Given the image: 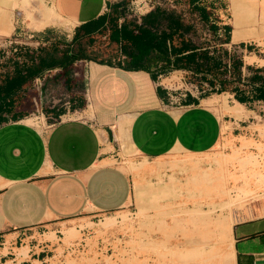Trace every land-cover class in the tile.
<instances>
[{"label":"crops","instance_id":"1","mask_svg":"<svg viewBox=\"0 0 264 264\" xmlns=\"http://www.w3.org/2000/svg\"><path fill=\"white\" fill-rule=\"evenodd\" d=\"M58 3L72 30L106 13L111 4L105 0ZM227 26L229 41L231 26ZM254 57L251 63L264 70L259 62L264 54ZM83 59L40 74V79L49 76V89L51 84L62 89L48 107L41 105L37 120L18 114L23 113L20 107L25 95L13 117L1 115L0 264H49L59 249L58 239L64 237L63 230L73 226L85 234L86 223H95L132 202L135 207L133 179L138 175L119 166L129 143L138 151L133 159L145 158L148 163L174 148L179 154L183 150L202 153L219 140L221 122L229 125L226 133L230 138L264 142L255 127L264 124V100L256 98L261 81L250 82L254 91L224 88L199 98L186 96L169 105L166 92L154 83L159 63L134 70ZM186 72L173 71L181 77ZM213 96L215 107L222 109L224 104L233 106L236 102L242 106V113L235 116L225 111L219 118L201 104ZM235 96L244 101H237ZM74 113L90 117L69 119ZM156 173L166 174L162 166L139 174L150 180ZM80 223L83 228H79ZM230 224L226 240L229 264H264V212L233 219ZM192 252L189 247L174 248L176 256L189 254V261L181 260V264H197ZM145 262L144 254L132 253L131 264Z\"/></svg>","mask_w":264,"mask_h":264},{"label":"rangeland","instance_id":"2","mask_svg":"<svg viewBox=\"0 0 264 264\" xmlns=\"http://www.w3.org/2000/svg\"><path fill=\"white\" fill-rule=\"evenodd\" d=\"M13 1L9 0L7 7L0 6V55H9L10 47L8 45L11 42L33 47L40 42L49 41L51 36H63L68 39L71 37L72 31L75 32V28L72 30V28L66 29L61 26H48L40 31L32 29L30 24L38 26L42 23L39 22L41 18L37 13L42 8L39 1L43 0ZM105 1L114 3L119 0ZM130 1L134 4L138 0H127V7H129ZM160 1L164 5L168 3V0ZM199 1L209 11L208 22L216 25L222 33L220 37L210 36L208 40H199L200 44L202 46L210 45L212 49L216 50L215 53H221V49L226 46L221 48L216 44L219 41H228L223 30V27L228 24L231 26L229 42L235 43V47L231 46L230 49L235 50V58L238 63L236 62L235 66L230 64L228 79L222 77V70L215 72V81L220 83L218 84L219 89L251 90L253 86L250 84L249 78L255 76L257 81H264V70L255 62L246 61L249 58L255 59L254 55L259 58L264 54L262 50L264 47V30L262 31L264 28V0ZM43 2L50 7L54 0H44ZM11 3L12 5H10ZM174 3L175 10L184 13L186 20H194L196 13L191 11L187 0H174ZM65 4L70 11L74 10L68 1H65ZM20 5L24 6L23 9ZM26 12L30 13L29 19L26 17ZM58 12L62 13L60 7ZM185 18L183 19L185 20ZM30 20H34V22ZM236 44H239L240 47H236ZM226 59L227 57H221V66ZM199 77L211 79L207 75H196L192 71H187L183 76V81L197 80ZM163 79H166L167 82L177 79V76L172 74V76ZM59 83L62 81L60 80ZM77 83L80 85L79 82ZM51 85L52 88L49 89V76H47L41 89L40 101L36 97L32 99L31 92L26 94L20 107L23 110L22 114L39 115V111H34L32 100L36 101L37 109L40 103L42 106L48 107L50 97L58 96L62 89L58 85ZM64 91L63 89L62 92ZM215 98V96L205 98L201 104L213 111L219 118L226 110L235 116L242 113V106L236 102L233 106L226 107L224 98V107L222 109L215 107L212 104ZM73 116L79 119L90 117L89 114L80 117L76 113ZM261 122H264L263 117ZM228 127L229 125L221 122V128L225 131L220 134L219 141L222 144L228 142L226 145H217L216 143L210 150L202 153L183 150L179 154L176 151L177 148H174L170 154L157 157L150 163L145 158L139 161L133 159L138 151L132 143H129L122 152L119 166L138 175L133 179L135 207L132 202L114 213L103 216L95 223H86L88 232L85 231V234L79 233L73 226L69 227L68 231L70 230V232L64 233V237L58 239L59 249L55 256L49 260V264H131L133 252L144 254L145 260H147L145 264H181V260L189 261V254L180 253L177 256L174 254V248L177 246L193 249L192 258L196 259L197 264H211V261L212 264H216L214 256L224 253L228 247L227 235L224 238L225 235L219 234L213 223L226 215V209L222 208L225 205V199L230 202L241 196L243 193L241 190L247 189L245 188L247 182H253L252 185L249 183V189L253 191H258L264 182V142L240 136L230 138L226 133ZM255 127L259 130V136L263 137L264 124H256ZM255 143L263 145V147H255ZM238 147H241L238 159L224 164L219 156L220 153L230 155L232 150H238ZM216 158L220 159H218L219 164L216 162ZM161 166L162 173H166L163 176L156 173L154 179L144 180L139 174L143 170L154 172ZM209 169L214 170L210 173ZM258 173L263 176H258ZM211 174H217V176L210 177ZM258 198L261 200H255L250 202L249 206L234 209L231 214L232 220L264 212V197L259 196ZM213 206L215 207L214 211L205 215V211ZM106 217L112 218L111 226L103 228L100 222ZM79 228H83L81 223ZM215 240L217 245H214Z\"/></svg>","mask_w":264,"mask_h":264},{"label":"trees","instance_id":"3","mask_svg":"<svg viewBox=\"0 0 264 264\" xmlns=\"http://www.w3.org/2000/svg\"><path fill=\"white\" fill-rule=\"evenodd\" d=\"M187 3L200 20L208 21L209 11L205 5L199 0H187ZM107 8L106 13L75 27L69 39L51 36L50 41L34 47L17 44L16 51L0 61V118L1 115H15V109L33 79L41 72L53 66H65L77 58L134 70L148 69L159 63L155 73L182 69L209 76L211 84L215 81V72L220 70L221 57L226 58V52L209 55L206 50H198L185 37L193 31V26L182 18L180 12L156 6L143 14L137 24L126 17L127 0L111 3ZM209 27L213 33L217 29L213 23ZM223 30L228 40L229 26L225 25ZM229 61L233 66L238 63L234 55H229ZM256 80L255 76L249 78L251 83ZM257 88L259 93L256 98L264 100L263 80ZM220 90L223 89L217 92ZM234 98L244 101L240 96ZM18 114L21 117L25 115Z\"/></svg>","mask_w":264,"mask_h":264},{"label":"built area","instance_id":"4","mask_svg":"<svg viewBox=\"0 0 264 264\" xmlns=\"http://www.w3.org/2000/svg\"><path fill=\"white\" fill-rule=\"evenodd\" d=\"M129 2L128 12L126 13V17L129 19H133L137 24L140 22V17L145 14L147 11L153 9L154 7H162L165 9H174L175 10V3L174 0H168V3L164 5L160 0H138L136 3ZM182 18H185L184 13H181ZM120 20V19H119ZM186 20V18H185ZM188 21V20H186ZM193 26V31L185 34V37L189 38L191 42L197 46L198 50H206L209 55H215L218 53H215L216 50L212 49V46L210 45H204L202 46L199 42V40H208L210 36L212 37H220L222 33H220V29L217 28L216 31L213 33L209 27L211 24L210 22L202 21L200 20L197 15H195L194 20L188 21ZM39 43V42H36ZM21 43H10L8 46L9 54L16 51V45ZM235 43H230L229 41H219L217 42L216 46L221 47L226 46L223 49H221L222 52H226L227 59L223 62V65L220 67V70L223 71L222 77L228 79L230 77V61H229V55H236L234 49H230L231 46H234ZM38 45V44H37ZM34 47V46H33ZM236 47H240L239 44H236ZM6 55H0V61L6 57ZM81 58L74 59L78 60ZM84 60V59H83ZM45 71V70H44ZM174 70L169 71H158L155 73L154 77V83L156 86L161 87L166 92V97L168 99L169 105L178 104V102L183 99L186 96H192L194 98H199L205 95L206 93H210L211 91H217L219 89L218 83L213 80V83H209L207 79H201L200 77L197 78V80H188L183 81V77L177 76V79L171 80L169 82L162 83V79L166 77L172 76ZM42 73V72H41ZM40 73V74H41ZM40 74L36 76L31 84V87L27 90L25 93L28 94L29 92L32 93L30 97L32 99L36 97L38 101H40V94L41 89L44 84V79H40ZM197 75V74H196ZM216 82V83H215ZM60 94V93H59ZM56 97V96H55ZM54 96L50 97L49 102L52 101V99L55 98ZM32 103L34 104L35 110L39 111L40 115V109H41V103L38 106V109L36 107V101L32 100ZM39 115H34L33 113H28L27 115H24L23 118L31 117L35 118V120L38 119Z\"/></svg>","mask_w":264,"mask_h":264},{"label":"bare ground","instance_id":"5","mask_svg":"<svg viewBox=\"0 0 264 264\" xmlns=\"http://www.w3.org/2000/svg\"><path fill=\"white\" fill-rule=\"evenodd\" d=\"M8 1L9 0H0V6H6L7 7V4H8ZM16 1V0H15ZM19 1V0H17ZM23 1V0H22ZM44 1V0H43ZM43 1H39L41 2V10L39 13H37L38 15L40 14V20L39 22H42L40 25H36V24H30V28L32 29H35V30H42L44 29L45 27H48V26H61V27H64L66 29H69L68 27V24H69V20L67 18L64 17L63 13H60L58 12V9H59V0H54L52 6H46L45 3ZM12 2H14L12 0ZM29 3V2H27ZM12 5V3L10 4ZM9 5V6H10ZM18 5V4H17ZM29 5V4H28ZM38 5V4H37ZM16 6V5H15ZM25 6V4H24ZM22 5H20V7H23ZM34 7V6H33ZM13 8V7H12ZM16 8V7H15ZM32 8V7H31ZM32 11V10H31ZM26 17L27 19H29L30 17V13L29 12H26ZM38 17V16H37ZM37 19V18H36ZM27 21V20H26ZM31 21V20H30ZM34 22V20H32ZM31 21V22H32ZM76 23V22H75ZM74 24V23H73ZM77 24V23H76ZM264 30V28H262V31ZM253 59H248V62L249 61H252ZM260 63L264 64V60H261ZM204 104V103H203ZM227 107V106H226ZM227 111V110H226ZM230 111V110H229ZM233 112V111H232ZM66 117H64L63 119H65ZM69 119L71 118H75L73 115H69L68 116ZM28 121V119H27ZM225 131V129H222L221 128V133H223ZM220 133V134H221ZM232 142V141H231ZM228 142H226L225 144H222L219 140L217 141V145H226ZM243 144V143H241ZM240 145V144H239ZM244 146V145H242ZM241 146V147H242ZM255 147H263V145H260L258 143H255L254 145ZM241 147H238V150L234 149L232 150V153L230 155H224V153H220V157L221 159L223 160L224 164H227V163H231L232 161H236L238 158V155H239V150L241 149ZM232 148V147H230ZM219 159V158H218ZM216 158V162L219 164V160ZM215 160V159H214ZM219 161V162H218ZM131 167V166H130ZM222 167V166H220ZM128 169V168H127ZM214 169H209L208 172H212ZM257 175V174H255ZM215 177L217 176V174H211L210 177ZM258 176H263L261 175L260 173H258ZM247 182L245 184V188H247L245 191L241 190L243 193L241 196L237 197L236 199H234L233 201H226L225 199V205L224 207L222 208H225L226 209V215L225 216H222L221 219L217 220V221H214V228L215 230H218L219 231V234H223L225 235L224 238L226 237L227 233H228V229H229V226L231 225L230 223L232 222L231 220V213L233 211V209L235 208H238L250 201H253L255 200L256 198H258L259 196L260 197H264V182L261 184V187L258 189V191H253V190H250L249 188V185L253 184V182ZM263 185V186H262ZM259 186V185H258ZM258 194V195H257ZM236 195V194H235ZM238 196V195H237ZM234 198V197H233ZM232 198V199H233ZM224 199V198H223ZM231 199V198H230ZM221 200V199H220ZM220 202V201H219ZM218 202V203H219ZM221 203H224V202H221ZM217 206V204H215ZM222 205V204H221ZM215 209V207L213 206L212 208L208 209L207 211H205V215H209L211 212H213ZM221 211V210H220ZM219 214V213H218ZM220 215V214H219ZM218 215V216H219ZM111 222H112V218L110 217H106L104 218L100 223L102 224V227H110L111 226ZM74 228V227H73ZM74 231V229H73ZM66 232H70V230L68 231V228L63 230V233H66ZM221 232V233H220ZM51 235V234H50ZM214 245H217V242L216 240L214 241ZM231 247V245H230ZM26 247H23V250H25ZM214 252V251H213ZM223 252V251H222ZM24 253V252H23ZM212 253V252H211ZM213 254V253H212ZM232 254V253H231ZM214 263L216 264H227L229 262V253H228V248L227 250H225L224 253L222 254H217L216 256H214Z\"/></svg>","mask_w":264,"mask_h":264}]
</instances>
